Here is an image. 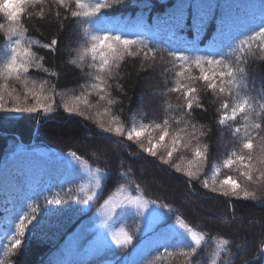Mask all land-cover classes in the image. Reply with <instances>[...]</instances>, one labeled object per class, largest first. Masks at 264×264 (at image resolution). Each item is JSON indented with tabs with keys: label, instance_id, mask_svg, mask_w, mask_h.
<instances>
[{
	"label": "trees",
	"instance_id": "obj_1",
	"mask_svg": "<svg viewBox=\"0 0 264 264\" xmlns=\"http://www.w3.org/2000/svg\"><path fill=\"white\" fill-rule=\"evenodd\" d=\"M105 2L111 6L101 9V12L110 26L117 18L144 14L147 20L152 15H165L158 18L153 27L142 25L146 31L155 33L153 39L162 49L190 44L203 53L213 46L221 28L225 32L238 35L239 39H244L250 34L246 31V26L253 21L258 23L264 18V8L261 7L264 0ZM207 5H211V8L205 7ZM179 10H182L184 23L181 28L174 29L170 18L178 14ZM28 11L33 10L29 8ZM201 17L205 18V25L198 29L194 25ZM25 20V27L28 28L25 43L33 39L40 41V44L32 45V50L38 58L43 57L41 63L48 69L45 72L43 69L32 68L29 76L37 85L47 81L48 89L55 86L59 95L55 97L56 108L51 113H0V264H9L10 260L14 264H123L125 257L141 239L137 234L136 216L129 217L125 224L126 231L134 236L133 245L127 248L106 247L93 254L87 245L95 235L93 231L73 239L70 237L76 230L83 229L80 228L82 225L92 224L95 209L121 185L131 195L140 194L148 201H157L162 209L169 211L167 221L178 218L205 236L194 257V264H213V260L216 264H262L264 187L249 186L251 190H256L258 196L256 201H252L225 197L202 186L205 179L210 185L213 179L218 185L220 180L229 175L240 179L235 168L223 167L224 159L236 147L237 140L228 129L216 123L220 100L199 85L200 100L207 111L196 109L193 122L198 128L203 126L202 130L206 134L200 137V143L209 145V153L200 177L189 181L182 173H176L171 164L186 166L187 161L192 158L190 150L182 149L174 153L171 163L164 165L160 160L161 156L167 157L163 146L158 149L157 157H151L137 143L102 133L95 123V107L91 110L82 109L91 117L88 120L65 113L61 105L71 101L73 96L80 95L83 90L81 86L88 80L86 67L82 72L76 65L68 63L75 57V49L80 44L78 30L71 23L67 24L59 35L55 52H52L40 45L50 43L57 32L54 18L50 16L40 20L33 15L31 18L26 16ZM0 24L5 26L0 29L2 64L7 54L4 34L8 25L3 15H0ZM126 34L134 39L137 33ZM255 47L254 43L253 48ZM224 51L233 59L237 55L227 48ZM140 66L141 58L129 60L120 68V89L116 88L117 81L112 82L111 95L118 101L112 106V114L120 117L126 129L150 121L160 122L163 114L158 109L164 99L173 106L183 103L176 94L169 97L159 95L164 90L166 78L161 75V71L167 65H157L147 72L139 71ZM53 71L57 73L56 76L51 75ZM246 71L250 88L255 86L251 94L258 95V91L264 88V60L250 57ZM13 86L22 93L19 83L13 82ZM96 99L94 95L90 97L93 105ZM28 102L31 103V99ZM102 110L101 108L100 111ZM175 114L174 112L173 115ZM101 119L107 120L108 117ZM147 139L143 138L145 146ZM19 147H44L49 151L56 150L55 153H74L92 168L101 169L105 173V179L95 204L84 210L83 196L79 191L81 181L76 176H69L62 181L42 170L39 173L44 176L37 178L31 174L28 180L27 170L14 167V152ZM257 154L259 155V150ZM72 197L78 199L73 200ZM56 199L63 203H47ZM32 208L36 209L35 213H32ZM25 213L35 215L36 219L26 229L22 247L14 256L8 257L5 255L4 246L9 243V238L15 231L19 216ZM219 239H228L229 244L225 246L226 251L216 256V241ZM169 250L173 255H167L163 248L157 249L155 245L136 257L131 264H184V257L179 252L187 251L186 248Z\"/></svg>",
	"mask_w": 264,
	"mask_h": 264
},
{
	"label": "snow or ice",
	"instance_id": "obj_2",
	"mask_svg": "<svg viewBox=\"0 0 264 264\" xmlns=\"http://www.w3.org/2000/svg\"><path fill=\"white\" fill-rule=\"evenodd\" d=\"M114 2L119 3L120 0ZM110 6L105 0H0V15L8 21L4 34L7 54L0 64V113L31 115L41 111L51 113L55 110V97L59 95L55 86L48 89L47 81L37 85L29 76L32 68L48 71L41 63L43 57L38 58L32 50V45L40 44V41L33 39L25 43V33L28 31L25 27V17L31 18L34 15L40 20H45L51 16L57 22V32L50 43L40 46L55 52L59 35L67 24L71 23L78 30L80 44L75 49V57L68 63L76 65L82 72L85 67L88 69V80L81 86V94L73 96L71 101L61 105L65 113L88 120L91 117L82 109L91 110L95 107V123L102 133L137 143L141 150L151 157H157L158 149L163 146L167 157L161 156L160 160L164 165L171 163L174 153L182 149L190 150L192 158L187 161L186 166L171 164V167L176 173H182L189 181H193L200 177L209 153V145L200 143V137L206 134L202 130L203 126L198 128L193 122L196 109L207 111L200 100L199 85H202L220 100L216 123L228 129L237 140L236 147L224 159L223 167L235 168L240 178L229 175L220 180L218 185L215 179L211 185L205 179L202 186L225 197L256 201L257 192L249 186L264 187V88L258 91V95L251 94L255 86H249L246 66L250 57L264 60V18L258 23L253 21L246 26V31L250 34L244 39H239L238 35L225 32L221 28L213 46L202 53L198 47L190 44L162 49L153 39L155 33L146 31L142 26L137 28L136 38H129L126 34L129 29L110 26L104 19L101 9ZM205 7L210 9L211 5ZM261 7L264 8V5ZM29 8L33 11L29 12ZM170 23L174 29L182 27V10L170 18ZM204 25L205 18L201 17L194 27L199 29ZM4 27L0 24V29ZM226 48L237 53L234 59L225 53ZM136 58H141V72L152 70L157 65H167L161 71V75L166 78L164 90L159 95L169 97L176 94L183 103L173 106L164 99L158 109L163 114L160 122L150 121L126 129L120 117L112 114V106L118 101L112 97L111 89L113 81H117V89L121 87L119 79L122 64ZM51 75L56 76L57 73L53 71ZM13 82L19 83L23 89L22 93L13 86ZM93 95L97 97L95 105L90 100ZM29 99L31 103L28 102ZM101 117L108 119L103 120ZM144 137L148 138L147 146L143 142ZM89 171L95 183L91 194L85 188L80 189L84 193V205L93 201L96 196L95 189L101 186L102 170L97 168ZM125 191V187L121 185L116 194L104 200L101 209L105 219L101 221L100 226L110 228L109 221L113 216L123 215L128 209H133L137 216L143 217L146 229L156 228L162 220V213L157 210L161 205L155 200L148 201L140 196L127 195ZM47 203L59 205L63 201L56 199ZM31 211L35 213L36 209L32 208ZM35 219V215L27 213L19 216L15 231L10 236L9 243L4 246L6 256H14L22 247L25 231ZM178 226L181 231H177L173 226L161 231L155 241L156 247L163 248L169 256L173 255L170 248H186L187 251H180L179 255L184 257V264H194V257L205 236L182 221ZM97 238L98 246L92 250L93 254L106 248L109 239L117 248H127L134 242V236L123 228L118 232L110 230L107 237L100 232ZM188 240L191 243H187ZM228 244V239L217 240L214 255L219 256L221 252L226 251L225 246ZM9 264H14V261L10 260ZM213 264H216L215 260Z\"/></svg>",
	"mask_w": 264,
	"mask_h": 264
},
{
	"label": "rangeland",
	"instance_id": "obj_3",
	"mask_svg": "<svg viewBox=\"0 0 264 264\" xmlns=\"http://www.w3.org/2000/svg\"><path fill=\"white\" fill-rule=\"evenodd\" d=\"M165 15H162L160 17H163ZM157 15L150 16V19L146 20V15L140 14L133 17H123V18H117L115 19L111 26L113 27H126L129 29L127 33H136L135 30H137L138 26L146 25L147 27H153L152 25H155L158 18H160ZM72 153L67 154H60L55 153V151H49L44 147H19L14 152V167H19L22 171L27 170L28 173V180L31 176V174H34V176H37V178H40L41 176H44V174H40L42 170L47 171L49 174H52V176L60 178L62 181L65 180L69 176H76L80 179V187L85 188L86 190H89V194H91V189L94 186V179L90 175V169L94 170L95 168H92L87 163H85L83 160H81L76 155H71ZM34 163L33 166L31 163ZM15 170V169H14ZM39 173V174H38ZM46 174V172H45ZM105 179V173L102 172L101 175V186L98 189H95L96 196L93 199L92 202L88 205H84V210L90 209L95 202L97 201L98 197L101 194L102 188H103V182ZM119 190V189H118ZM118 190L114 193L116 194ZM126 190V189H125ZM80 194L84 198V193L80 191ZM112 194V195H114ZM125 194H129V192L126 190ZM134 196H140L143 199H145L142 195L136 194ZM103 202L95 209L93 212V219L91 225H82L79 229L76 230L70 237H80L78 235L84 236L86 232L93 231L94 236L93 238L88 242V249L93 250L98 246V233L103 232L105 234V237H107L108 232L111 231H119L121 228L126 230L125 224L129 217L136 216L138 218V230L137 234L141 237L140 241L135 245L132 250L130 251V254L127 255L123 261V264H131V262L138 256H140L142 253L147 251L149 248L155 246V241L159 237V233L161 231H164L168 228V226H173L176 228L177 231H181L179 229V220L178 218H173L171 221H167V214L169 211L166 209H162L161 207L157 210L162 213V220L159 223V225L154 229H146L144 227V220L143 217H139L135 214V210L128 209L123 215H115L113 218L109 221L110 228H103L101 227V221L105 219L104 211L101 209V205ZM152 207V205H149ZM166 220V221H165ZM90 229V230H89ZM78 239V238H76ZM203 242V241H202ZM187 243H191L190 240L187 241ZM110 248H117L109 239L108 246ZM263 249V247H262ZM264 250H262V254Z\"/></svg>",
	"mask_w": 264,
	"mask_h": 264
},
{
	"label": "bare ground",
	"instance_id": "obj_4",
	"mask_svg": "<svg viewBox=\"0 0 264 264\" xmlns=\"http://www.w3.org/2000/svg\"><path fill=\"white\" fill-rule=\"evenodd\" d=\"M31 148V147H30ZM32 165L34 164L33 162L31 163ZM155 244V243H154Z\"/></svg>",
	"mask_w": 264,
	"mask_h": 264
},
{
	"label": "water",
	"instance_id": "obj_5",
	"mask_svg": "<svg viewBox=\"0 0 264 264\" xmlns=\"http://www.w3.org/2000/svg\"><path fill=\"white\" fill-rule=\"evenodd\" d=\"M264 264V263H263Z\"/></svg>",
	"mask_w": 264,
	"mask_h": 264
}]
</instances>
